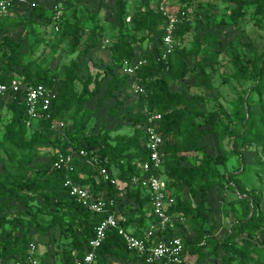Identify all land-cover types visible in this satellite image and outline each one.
Listing matches in <instances>:
<instances>
[{
	"label": "trees",
	"instance_id": "16d2710c",
	"mask_svg": "<svg viewBox=\"0 0 264 264\" xmlns=\"http://www.w3.org/2000/svg\"><path fill=\"white\" fill-rule=\"evenodd\" d=\"M236 3V12L232 14L234 20L245 15V6L250 4L251 0H236ZM117 6V23L122 24L127 12V0H118ZM158 8L153 6L150 1H146L143 10H141V24L139 25L141 29L153 32L156 36L157 41L153 49L138 55L134 42L142 46L146 35L136 38L133 35L120 33L118 39L111 45V52L114 60L119 64H122L124 59H133L137 56L148 59V63L139 70L138 78L146 88V92L141 94L142 97H149L147 111L158 110L163 113L161 134L164 139L165 163L161 172L167 179L169 190L176 198L175 203L170 207V213H182L183 216L193 213L199 216L201 210L205 208L207 195L214 186L236 190V181H238L233 173L227 174L220 171L218 165L225 163V156H215L207 151V145L203 142L205 134L208 132L218 133L222 141L228 136H233V139L229 138L231 147L226 151L227 156L232 155L237 144L248 147L253 144L261 145L264 143V107L260 113H256L253 106L254 101L247 98L236 101L229 111L217 100L216 109L206 111L197 105L200 100L205 98L203 95L172 90L170 82L187 78L192 67L181 61L180 67L172 73L175 56L181 60L186 53L177 42L179 39L178 24L174 33L176 46L169 62L166 63L158 59L163 51L162 39L166 25V15ZM208 8L215 9L212 4H209ZM55 15L56 13H49L46 6L36 2L30 18L32 20L35 16L49 17L53 26L52 30L55 31V25L58 24L57 32H60L64 21L63 19L56 21ZM89 16L93 17L91 13ZM6 30L7 27L0 21V34ZM62 34H66L65 29ZM207 40V38L196 39L191 53L193 55L200 54L202 43ZM97 45L98 40L95 39L87 49L90 50ZM217 53V50L202 51L203 57L206 59H214ZM24 59L23 40H15L5 35L4 40H0V82H9L18 78L23 84L26 82L44 83L48 86L52 84L53 77L49 75L47 68L43 69V74L33 78V75L28 73L29 64L21 67ZM197 67L196 76L209 82L210 75L206 69L202 65ZM77 69L78 64L75 61L67 68L64 88L59 91L53 101L50 117L40 116L33 120L29 119L24 89L16 94H7L13 99L10 105L12 116L7 125L6 138L0 141V149L6 146L10 150L11 147L7 146V142L12 146L26 149L25 155L29 162L40 155L41 149L52 150L53 154L50 163H40L34 172L31 167H26L25 163L5 161L7 170L0 174L1 261L17 258L21 253L26 252L28 244L32 241L30 235L33 228L44 236L49 235L56 227L68 229L72 236L73 251L70 252L72 255H69L65 264H75L76 260L83 256L89 240L95 235L97 225L107 215V212L96 213L83 206L65 186V181L69 176L80 184L90 186L96 193L104 195L107 198L108 211L118 209L119 215L126 218L125 221L121 220V224L125 228H132L135 234L144 236L146 229L155 221L147 190L133 187L131 184L132 177L141 173V162L148 158L147 136L143 128L146 111L135 118L136 128L132 134L118 132L113 135V130H117L118 127L101 129L98 132L89 129L95 110L90 109L87 102L102 92L103 95L99 97L98 103L107 101L116 95V91L122 87H128L132 80L131 77L124 74L121 78L118 71L111 73V77L110 73L104 76L99 73L89 74L82 81L81 91H78L73 88V84L79 78ZM239 73L244 76L248 75L240 65L236 72L237 77ZM166 74H170V82L164 79ZM253 78L257 82L252 88V92L259 94V103L264 105L262 96L264 94V62L256 68ZM208 86L211 87V84ZM3 96L5 95H0V97ZM205 99L206 101L213 100ZM120 103L121 101H118L112 105L111 113L115 112ZM75 104L78 107L73 114L68 118L65 117V111L71 110ZM56 119L63 122L64 125H59V129L55 130L53 134L49 133L47 129ZM202 122L209 123L210 129H202ZM16 128H22V130L29 128L34 133L30 138L25 139L21 135H13ZM69 146L86 148L89 156L96 155L98 157V162L90 163L86 157H81L76 160L73 172L68 173L66 170L58 169L54 166L56 152L65 151ZM200 152L202 155L198 156L197 154ZM102 167L110 171L116 168L117 173L111 171V176L119 182V185L131 189L137 202L135 217H131L130 212L122 208V204L118 202L115 195L117 183L104 178L101 181L95 179L88 183L82 177L84 173L99 175V169ZM208 176H213L218 180L202 182ZM186 187L194 197L200 198L196 208L185 205L179 200L180 191ZM233 193L235 194L233 203L242 206L245 211L244 218L233 223L221 241L213 239H208V241L214 248H218L242 239L257 253L264 256V210L259 206L260 199L254 195L243 196L239 191ZM22 196L32 202L43 200L42 207L45 215H41L42 213L38 209L28 208L22 212L23 215L11 217L7 213V204L13 198ZM145 205L149 208L148 213L144 210ZM24 224L26 225L25 229L20 233H13L15 227ZM246 230L247 234L245 235ZM174 232L175 229H169L166 233L170 235ZM176 234L183 238L186 250L190 244L189 241L184 238V235ZM110 258L123 260L124 264H148L144 257L129 248L126 239L117 228L108 232L106 239L98 249L96 264H110ZM230 258L232 255L227 256V259ZM42 260L43 264H51L44 253H42ZM171 264H182V261Z\"/></svg>",
	"mask_w": 264,
	"mask_h": 264
},
{
	"label": "rangeland",
	"instance_id": "374dc122",
	"mask_svg": "<svg viewBox=\"0 0 264 264\" xmlns=\"http://www.w3.org/2000/svg\"><path fill=\"white\" fill-rule=\"evenodd\" d=\"M117 1L16 0V5L10 13L0 19L7 27V30L0 34V40H4L5 35L15 40L22 39L25 59L21 67L29 64L28 73L32 74L33 78L43 74V69L47 68L49 75L53 77L49 86L56 95L64 88L67 68L75 61L78 64L79 78L73 84V88L81 91L82 81L89 74L99 73L104 76L110 73L111 77V73L118 71L121 78L124 74L129 75L123 67V62L119 64L115 61L111 52V45L118 39L120 33L133 35L136 38L146 35L142 46L134 42L138 55L154 48L157 41L154 33L139 27L141 10L145 2L150 1L156 8L159 7L158 9L162 11L164 8L178 18L177 42L186 53L181 60L175 56L172 73L180 67L181 61L192 67L190 75L184 79L170 82V74L164 76V79L171 83V89L197 93L213 99L206 101L204 98L198 102L197 105L206 111H214L217 100L231 111L236 101L250 98L254 101V110L260 113L264 105L259 103L260 96L253 93L252 88L257 82L253 78V73L264 62V0H251V3L245 6V15L237 20L232 18L237 8L236 0H127V12L122 24L117 23ZM36 2L46 6L49 13L61 12L59 21L63 19L64 25L62 23L60 32L52 30L49 17L35 16L31 20L30 15ZM209 4L214 5L215 9L210 10ZM89 13L93 17H90ZM64 29L66 34H62ZM206 38L208 40L202 43V51L217 50L214 59L204 58L202 51L198 55L191 53L196 39ZM95 39L98 40V45L88 50V45ZM198 65H202L209 73V82L196 76ZM238 65L246 71L247 76L241 73L236 76ZM107 81L108 78L105 80V86ZM209 84L211 87L208 86ZM115 93L114 97L101 104L98 103V99L103 92L87 102L90 109L95 110L89 126L90 131L98 132L101 129L118 127L117 130H113V135L118 132L132 134L136 128L135 118L144 111L148 112V96L142 97L129 86L122 87ZM262 96L264 99V94ZM12 101L9 95L0 97V141L6 138L7 125L12 116L10 110ZM118 101L121 103L115 112L111 113L112 105ZM77 107L78 105L75 104L71 110L65 111V117H70ZM59 123V120H54L47 131L53 134L59 129ZM210 127L209 123L202 122V129L209 130ZM33 133L29 128L24 130L16 128L13 131V135H21L25 139L30 138ZM229 138L233 139V136H228L222 141L218 133L208 132L203 142L207 145L209 153L225 156V163L218 167L222 173L236 175L238 179L236 190L216 185L209 191L205 208L201 210L199 216L192 213L185 214L182 218L177 217L180 220L176 223L174 233L184 235L190 243L182 257V264H229V261L231 264H264V256L242 239L218 248H214L208 241V239L221 241L227 235L229 227L244 218L245 211L242 206L233 203L234 191L241 192L243 196H257L260 199L259 206L264 210V143L253 144L250 147L237 144L232 155L227 156L226 151L231 147ZM7 146L11 149L8 150L6 146L0 149V174L7 170L5 161L25 163L26 167H31L34 172L40 163H50L53 154L52 150L41 149L40 155L29 162L25 155L26 149L12 146L9 142ZM197 155L201 156L202 152ZM88 160L93 163L91 157ZM111 171L117 173L116 168ZM82 177L88 183L95 179L103 180L100 175L92 173H84ZM217 180L213 176H208L202 182ZM115 195L122 208L127 209L131 217H135L137 202L131 189L118 184ZM179 200L193 208H196L200 202V198L194 197L187 187L180 191ZM42 204L41 199L32 202L24 196L15 197L7 204V213L11 217L23 215L22 212L30 208L38 209L41 215H45ZM144 210L148 213L147 205L144 206ZM25 227V224L15 227L13 233H20ZM244 234H247V230ZM30 236V239L37 244L40 253H44L51 264H65L69 255H72V236L68 229L56 227L49 235L44 236L33 228ZM229 255H232V258L227 259ZM110 264H124V261L110 258Z\"/></svg>",
	"mask_w": 264,
	"mask_h": 264
},
{
	"label": "built area",
	"instance_id": "2783aa9c",
	"mask_svg": "<svg viewBox=\"0 0 264 264\" xmlns=\"http://www.w3.org/2000/svg\"><path fill=\"white\" fill-rule=\"evenodd\" d=\"M15 5L16 0H0V16L9 14ZM162 9L166 15V25L162 39L163 51L158 59L168 63L176 46L174 33L178 18L165 11L164 8ZM60 16L61 12L55 15L56 21H59ZM55 29L59 30L58 24L55 25ZM147 63L148 59L143 56L124 59L123 61V67L132 79L129 88L138 94L146 92L145 86L138 78V72ZM22 89L25 90L27 115L30 120L40 116H51V107L56 93L48 85L32 82L23 84L18 78L9 82H0V95L16 94ZM162 119L163 113L158 110L146 112L143 128L147 136L148 158L140 164L141 173L133 176L131 180L133 187H141L147 190L151 212L155 218V221L146 229L144 236L135 234L121 224V220L125 221L126 218L119 215L118 209L108 211L107 198L104 195L96 193L90 186L80 184L70 176L66 179L65 186L83 206L96 213L107 212V215L97 225L95 235L89 240L85 253L76 260L75 264H96L98 249L106 239L108 232L114 228H117L124 236L129 248L144 257L148 264L181 262L185 252L183 238L176 233L170 235L166 233L169 229H175L176 223L180 220L177 217L182 218L183 214L170 213V207L175 203L176 198L173 192L169 190L167 179L161 172L165 163L164 139L161 134ZM59 124L64 125L63 122ZM81 157L87 159L91 157L93 163L98 162V157L96 155L89 156L86 148L69 146L65 151L56 152L54 166L71 173L75 170L76 160ZM99 175L105 180L119 184L107 168H100ZM0 264H43L42 253H40L37 244L31 241L25 253H21L17 258L0 260Z\"/></svg>",
	"mask_w": 264,
	"mask_h": 264
},
{
	"label": "crops",
	"instance_id": "0c3cea01",
	"mask_svg": "<svg viewBox=\"0 0 264 264\" xmlns=\"http://www.w3.org/2000/svg\"><path fill=\"white\" fill-rule=\"evenodd\" d=\"M130 230H132V231H133V229H132V228H130Z\"/></svg>",
	"mask_w": 264,
	"mask_h": 264
}]
</instances>
